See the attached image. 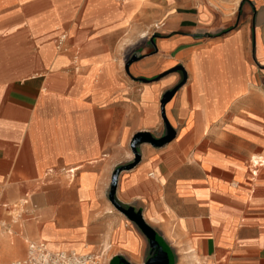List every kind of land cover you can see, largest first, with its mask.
<instances>
[{
  "label": "crops",
  "instance_id": "0c3cea01",
  "mask_svg": "<svg viewBox=\"0 0 264 264\" xmlns=\"http://www.w3.org/2000/svg\"><path fill=\"white\" fill-rule=\"evenodd\" d=\"M212 1L208 16L211 0H0V264L29 241L102 264H264V0ZM236 12L222 38H157L144 64L189 74L165 107L175 138L117 181L116 201L160 238L153 249L107 189L130 136L163 132L158 100L178 76L127 85L120 41Z\"/></svg>",
  "mask_w": 264,
  "mask_h": 264
},
{
  "label": "rangeland",
  "instance_id": "374dc122",
  "mask_svg": "<svg viewBox=\"0 0 264 264\" xmlns=\"http://www.w3.org/2000/svg\"><path fill=\"white\" fill-rule=\"evenodd\" d=\"M211 4H214L212 0L211 3H206V5L202 8V10L205 11L208 16L209 11L213 9L211 6H209ZM229 6L230 5L228 4L224 6V9L227 10L225 13L229 12ZM238 16L239 14L238 12H236L234 18L229 24H221V17L216 16V19L213 23L211 22L208 26H204V28L198 30H189L188 28L194 27L195 25H186L188 26L186 27V30H174L172 33H170V35H168V33L162 34L160 32H156V30L154 29L153 31L147 33L145 35V38L122 39L120 41V44H126H123L124 46L121 48V52L117 56V63L121 79L125 80L127 85L135 87L137 89H142L147 86L159 85L165 80L170 79L174 75H177L178 79L174 84L166 88V90L161 93L158 100V112L162 120L163 132L159 133L160 131H145L138 132L130 136L127 143V153L129 157L127 158V160L118 164L110 174L109 185L107 189L108 194L113 173L117 168H121V171L117 176L118 181V178L122 173L131 171L133 168L136 167L138 163H140L142 159L143 150L145 148H163L175 138L176 129H174L167 120L165 114V107L168 103L174 100V98L182 90V88L188 84L189 74L187 73L185 64L182 61L179 64L169 66L168 68H161L160 63H157V61H155L153 65H151V67L144 68V64L147 60L154 59L158 56V51L156 48L157 38L179 36L180 39H184L186 41L185 43H187L188 38H191L192 40H199L200 42H207L214 38H222L228 34L227 32H231L239 28L241 24V18ZM196 20L197 19L195 16L194 20H188V22L194 24ZM225 31H227V34H224ZM172 92L174 93L169 99V101H167V103L164 105L162 112L161 102L164 101L167 96ZM167 126L174 132V138L170 142L162 146H156L155 144L149 142L146 138H141L135 145L136 154H138L139 160L136 164H134L136 157L131 148V144L134 138L139 134H145L148 135V137H150L152 140L159 141L167 135ZM29 206L30 201L28 199L16 201L10 206V210L8 211L9 218L16 220L18 216H23ZM18 220L20 222L21 219Z\"/></svg>",
  "mask_w": 264,
  "mask_h": 264
},
{
  "label": "water",
  "instance_id": "95a60500",
  "mask_svg": "<svg viewBox=\"0 0 264 264\" xmlns=\"http://www.w3.org/2000/svg\"><path fill=\"white\" fill-rule=\"evenodd\" d=\"M173 93L174 92L170 93L167 96V98L165 97L166 99L161 102V110L163 109V107L167 103V101H169V99L172 97ZM162 112H163V110H162ZM167 128H168L167 135L159 141H154L150 137H148V135H145V134H139L134 138V140L132 141V144H131L132 151L136 157L134 164H136L139 160L138 154H136V150H135V145L138 143V141L141 138H146L149 142L155 144L156 146H162V145L170 142L174 137V132L168 126H167ZM120 171H121V168H117L115 170V172L113 173L110 188H109V194H108L109 202L112 204V206L118 212H120L124 216H126L130 221H132L139 228V230L143 233V235L150 241L151 247L153 249L160 247L161 246L160 238L156 235V233L150 227H148L144 223L141 214L138 212H135L132 208L123 207L120 203H118L116 201L115 192H116V187H117V176L120 173Z\"/></svg>",
  "mask_w": 264,
  "mask_h": 264
},
{
  "label": "built area",
  "instance_id": "2783aa9c",
  "mask_svg": "<svg viewBox=\"0 0 264 264\" xmlns=\"http://www.w3.org/2000/svg\"><path fill=\"white\" fill-rule=\"evenodd\" d=\"M62 40L63 37L60 41ZM12 264H102V262L100 255L54 251L43 241H29L26 245L25 257Z\"/></svg>",
  "mask_w": 264,
  "mask_h": 264
},
{
  "label": "bare ground",
  "instance_id": "6f19581e",
  "mask_svg": "<svg viewBox=\"0 0 264 264\" xmlns=\"http://www.w3.org/2000/svg\"><path fill=\"white\" fill-rule=\"evenodd\" d=\"M73 170V169H72ZM81 254H86V253H81Z\"/></svg>",
  "mask_w": 264,
  "mask_h": 264
}]
</instances>
